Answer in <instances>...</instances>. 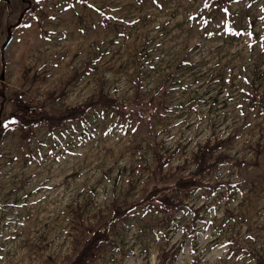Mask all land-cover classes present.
<instances>
[{"label":"rangeland","instance_id":"374dc122","mask_svg":"<svg viewBox=\"0 0 264 264\" xmlns=\"http://www.w3.org/2000/svg\"><path fill=\"white\" fill-rule=\"evenodd\" d=\"M98 229L88 264H264V0H0V264Z\"/></svg>","mask_w":264,"mask_h":264},{"label":"trees","instance_id":"16d2710c","mask_svg":"<svg viewBox=\"0 0 264 264\" xmlns=\"http://www.w3.org/2000/svg\"><path fill=\"white\" fill-rule=\"evenodd\" d=\"M95 104H108V101L106 100V96L103 94L98 97L97 99H93L92 102L89 103L87 106L79 107L75 110H71L68 114V120H77L80 119L81 116L86 114V111L88 109V106L95 105ZM46 118V117H45ZM48 121L51 122H59L66 120L65 117H56L53 115H49L46 118ZM29 122V121H27ZM26 122V123H27ZM49 123V122H48ZM50 124V123H49ZM57 125V124H54ZM203 163V162H202ZM201 163V164H202ZM205 166V164H204ZM195 173H200L201 175L204 174V170L200 167L196 169ZM180 183V187L184 189H189L191 187H195L199 185L198 180H190L189 182H186L184 180H180L178 184ZM163 205H167V198H163ZM129 213L128 209H123L121 207L116 208L113 214L114 219H120L127 215ZM109 239V232L106 229H98L94 231L89 238L84 242L83 248L79 252L78 256L76 257V260L74 261V264H88L90 259L93 257V255L96 253L97 249L100 247L101 244H104Z\"/></svg>","mask_w":264,"mask_h":264},{"label":"built area","instance_id":"2783aa9c","mask_svg":"<svg viewBox=\"0 0 264 264\" xmlns=\"http://www.w3.org/2000/svg\"><path fill=\"white\" fill-rule=\"evenodd\" d=\"M41 110H42V108L32 107V108L30 109V113H31V114H37V112H38V111H41Z\"/></svg>","mask_w":264,"mask_h":264}]
</instances>
